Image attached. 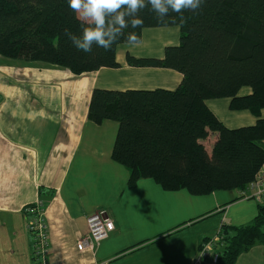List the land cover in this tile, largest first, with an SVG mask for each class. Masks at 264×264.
<instances>
[{
	"label": "crops",
	"instance_id": "0c3cea01",
	"mask_svg": "<svg viewBox=\"0 0 264 264\" xmlns=\"http://www.w3.org/2000/svg\"><path fill=\"white\" fill-rule=\"evenodd\" d=\"M180 40L178 27L147 28L138 51L119 46V68L81 75L3 59L8 68L0 67L5 81L0 83V264H200L201 251L220 237L223 225L254 222L264 201L242 198L239 190L195 196L186 189L165 190L151 178L129 187L128 168L112 158L119 123L98 125L89 119L95 89L175 91L183 74L130 66L127 54L162 59L166 48ZM230 103L207 101L230 129L264 119V110L254 116L230 110ZM212 139L217 134L208 145ZM39 201L50 228L48 254L40 259L33 254L25 211ZM100 210L115 229L93 252L82 251L79 241L88 234L87 220ZM211 260L208 254L202 264ZM235 264H264V244L243 252Z\"/></svg>",
	"mask_w": 264,
	"mask_h": 264
},
{
	"label": "trees",
	"instance_id": "16d2710c",
	"mask_svg": "<svg viewBox=\"0 0 264 264\" xmlns=\"http://www.w3.org/2000/svg\"><path fill=\"white\" fill-rule=\"evenodd\" d=\"M140 16L142 29L125 28L111 50L93 45L84 53L64 34L68 29L81 35L68 0H0V56L81 75L119 68L118 48L131 32L142 41L147 28L178 27L180 44L167 47L164 58L127 54V62L173 69L183 74L182 84L175 91L95 89L89 119L119 123L112 158L128 168L131 188L151 178L165 190L186 189L195 196L245 190L264 166V119L230 129L207 101L230 99V110L254 116L264 110V0H202L196 11L170 10L165 22L149 5ZM212 134L217 139L209 147ZM263 229L264 205L251 225H223L215 247L218 264H235L243 252L264 244Z\"/></svg>",
	"mask_w": 264,
	"mask_h": 264
},
{
	"label": "clouds",
	"instance_id": "9594fccd",
	"mask_svg": "<svg viewBox=\"0 0 264 264\" xmlns=\"http://www.w3.org/2000/svg\"><path fill=\"white\" fill-rule=\"evenodd\" d=\"M202 0H68L70 9L81 21V35H75L65 29V36L79 51L91 53L93 45L111 50L118 37L124 35L123 30L143 27L140 16L142 9L151 6L160 22H165L169 11L182 13L185 9L196 11ZM126 17H128L126 19ZM183 19V17H181ZM126 43L137 46L141 43L135 32L126 37Z\"/></svg>",
	"mask_w": 264,
	"mask_h": 264
},
{
	"label": "built area",
	"instance_id": "2783aa9c",
	"mask_svg": "<svg viewBox=\"0 0 264 264\" xmlns=\"http://www.w3.org/2000/svg\"><path fill=\"white\" fill-rule=\"evenodd\" d=\"M245 199L264 201V166L258 173L255 181L250 183L245 190L241 191ZM25 209L30 215L27 222V230L33 238V254L35 258H44L48 254L50 228L44 214L43 204L39 201ZM88 234L79 241V248L82 251H94L103 241L107 240L115 229L114 222L104 210L93 213L87 220ZM220 238L210 240L204 246L197 263L202 264L204 257L209 254L212 258L209 264H218L219 254L215 251L216 243Z\"/></svg>",
	"mask_w": 264,
	"mask_h": 264
},
{
	"label": "rangeland",
	"instance_id": "374dc122",
	"mask_svg": "<svg viewBox=\"0 0 264 264\" xmlns=\"http://www.w3.org/2000/svg\"><path fill=\"white\" fill-rule=\"evenodd\" d=\"M124 49L125 50H133V51H138L139 49H140V46H132V45H129V44H125L124 45ZM3 59H8V58H4V57H1L0 56V67H2L3 69H7L8 68V66H6L7 65V63L8 62H4V60ZM11 60V59H10ZM24 62V61H23ZM25 63H27V62H25ZM27 64H31V63H27ZM37 64H39V65H50V64H47V63H37ZM16 66H20L19 64H15ZM51 66H54V65H51ZM58 67V66H57ZM0 77H1V75H0ZM0 83H5V81H3L1 78H0ZM249 91V89H244L243 90V92L242 93H244V94H246L247 92ZM1 95V94H0ZM0 100H4L3 98H1V96H0ZM229 111V110H228ZM212 140H215V139H212ZM208 142V141H207ZM211 146V144H209V147ZM264 230V229H263Z\"/></svg>",
	"mask_w": 264,
	"mask_h": 264
}]
</instances>
